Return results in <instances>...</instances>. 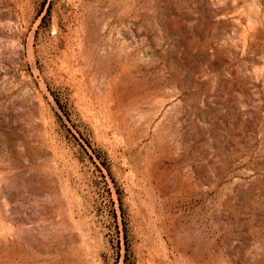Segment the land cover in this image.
Masks as SVG:
<instances>
[{"label": "rangeland", "instance_id": "1", "mask_svg": "<svg viewBox=\"0 0 264 264\" xmlns=\"http://www.w3.org/2000/svg\"><path fill=\"white\" fill-rule=\"evenodd\" d=\"M0 0V264H264V0Z\"/></svg>", "mask_w": 264, "mask_h": 264}, {"label": "water", "instance_id": "2", "mask_svg": "<svg viewBox=\"0 0 264 264\" xmlns=\"http://www.w3.org/2000/svg\"><path fill=\"white\" fill-rule=\"evenodd\" d=\"M204 2H205V5L207 7L208 15L209 16L214 15L216 13V10H214L212 7L213 2L211 0H204Z\"/></svg>", "mask_w": 264, "mask_h": 264}]
</instances>
